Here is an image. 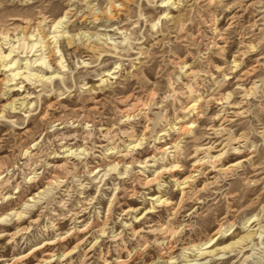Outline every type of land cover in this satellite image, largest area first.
Listing matches in <instances>:
<instances>
[{"label":"rangeland","instance_id":"374dc122","mask_svg":"<svg viewBox=\"0 0 264 264\" xmlns=\"http://www.w3.org/2000/svg\"><path fill=\"white\" fill-rule=\"evenodd\" d=\"M42 18L47 21L44 33L56 36L52 45L57 53L46 58V67L38 69L31 62V68L25 69L27 58L32 61L41 52L47 57L46 47L31 56L21 45L24 22L30 20L35 26ZM212 20L219 30L217 49L210 43ZM85 39L98 50L84 48ZM11 45L19 46L12 52L18 68L30 75V81H18L19 91L12 94L29 103L19 113H9L7 121L0 120L1 175L10 183L8 198L0 199V219L9 218L0 220V234L36 221L28 234L14 242L0 238V259H4L0 264L86 224H90L87 232L55 246L58 254L86 237L74 255L77 264L95 240L101 242L87 264H100V251L113 260L107 236L120 231L128 251L140 248L143 241L132 240L124 225L134 219L123 211L140 206L137 214H144L151 205L147 196L154 194L170 199L172 206L178 203L180 190L172 174L162 173L160 183L144 184L157 171L172 166L170 156L158 148L174 140L181 150V170L173 173L175 178L195 173L193 162L200 159L190 192L204 187L205 181L214 184L202 188L173 220L187 226L173 239L171 260L159 258L151 236L146 253L131 264H264V0H0V47L7 51ZM36 73L39 77L32 75ZM54 74L59 77L49 82ZM149 93L154 96L144 113L123 117V110L132 112L134 105L150 98ZM197 98L199 119L195 113L183 112ZM176 120L193 122L194 127L187 134L168 129L167 124ZM165 127L168 134L159 136ZM132 131L143 137L142 145L113 170L111 160L117 149L125 148ZM64 136L74 145L86 146L87 154L56 170L58 180L48 184L52 173L48 160L54 152L61 155L58 143ZM110 139L117 148L113 153L105 146ZM29 144H36L39 155L35 185L25 178L26 158L21 151ZM97 168L102 169L98 174ZM133 187L138 193L129 199ZM36 192L39 202L17 224L9 213L21 210ZM84 201L89 204L83 222L56 220L59 229H52L58 216L54 211L79 210ZM156 210L137 219L135 226L166 223L170 210ZM104 222L108 234L101 236L97 228ZM215 230L218 234L208 241Z\"/></svg>","mask_w":264,"mask_h":264},{"label":"bare ground","instance_id":"6f19581e","mask_svg":"<svg viewBox=\"0 0 264 264\" xmlns=\"http://www.w3.org/2000/svg\"><path fill=\"white\" fill-rule=\"evenodd\" d=\"M209 1L212 2L213 0H209ZM70 10L72 9L69 8L65 11L64 17H67L66 14H70ZM46 22H47L46 19L42 18L41 20L36 22L35 26H32V22L30 20H27L24 22V26L21 27V31L23 34V39H22L23 42L21 45H22V50L24 52H26V49L28 48L29 49L28 52H32L31 56H33L34 53L39 50L38 49L39 47H46V50L48 49L47 57H44V53L41 52L40 54H35V56H38V57L34 58L32 61H30L27 58L25 64L28 63L27 61H29V63H28V66L24 67L25 69L31 68L30 67L31 62L35 64L32 66L37 67L38 69L39 68L41 69L42 68L41 66L46 67L47 66L46 58H49L51 57V55L53 56L57 53L56 47L54 46V44L52 45V43L56 41V36L54 35L49 36L48 34L44 33V30H45L44 26ZM63 22H67V21H63ZM57 24H59V22H57ZM211 26H212L211 34L213 37L210 43L212 44L214 48L217 49L219 48V46H218V41L215 40V34H218L219 30L217 29V25L214 20H212ZM52 38H55V39L51 40ZM24 39H26L27 42H25ZM30 40H33L34 42L29 44ZM41 40H42V45H40ZM82 45L84 46V48L90 51L98 50L97 49L98 46L96 47L94 44H92V42L88 40L84 41ZM250 47H254V45H250ZM17 48H19V46L14 47L11 45L10 48H8V50L5 51L3 50L2 47H0V74L2 75V77L0 78V98H1L0 120H3V121H7L10 118L8 116L9 113H17V112L19 113L20 110H23L25 107H27V104L29 103L25 100L24 97H21V96L19 97L16 95L14 96L12 94V92L14 91H19V87L17 86V83L20 79L30 81V75L24 74V71L18 68V64H19L18 59L13 58L14 55H12V52L15 51V49ZM233 62H234V66L236 67L238 65V63L236 62V59H233ZM59 64L61 67H63L61 62ZM37 73L32 74V75H34V77H39ZM58 77H59V74L58 75L54 74L48 78V81L52 82L53 78H58ZM31 78H33V76ZM20 83H22V81H20ZM149 94L151 96L148 100H145L144 102L141 101L139 104L134 105L133 111L136 113H133V111L131 112L128 110H123L122 111L123 117L126 119H129V118H134L137 114L144 113L146 108L148 107V104H150L154 96V93H149ZM198 100H199L198 98L191 100L189 104L183 107L184 108L183 112H185L186 115L187 113L188 114L195 113L197 119L201 118L200 113H199L200 111H199ZM30 106L31 105H29V107ZM144 116L146 117L147 115H144ZM145 120L147 122L150 121L149 118H146ZM9 121L13 123L12 120H9ZM184 123L185 121L176 120L175 123L173 124L168 123L167 125H170L168 129L177 130L181 134L183 133L187 134L190 131V129L194 127V125H193V122L188 123V124H184ZM148 125L149 123L146 125V127H148ZM166 130H167L166 127L163 128L159 132V136H164L168 134V131ZM135 135L136 134L133 131L128 133L127 136H128L129 141L127 142V144L124 145L125 146L124 149H117L116 145H113V139L108 140L107 144H105L106 147L108 146L106 149L110 150L108 153H113L114 148L117 149L116 150L117 154L115 153L116 158L114 160H111L112 162L115 161V165L112 167L113 170H116L117 166H119V164L126 159V157L129 155V152L141 147L143 137L138 138ZM69 140L70 139L68 138V136L62 137L60 139V142L58 143V147H59L58 150L61 153V155H56V152H54L52 153V156H50L49 158L50 160H48L49 161L48 166L51 167L52 173L50 175L51 178H49L46 181V183L55 184L56 183L55 179L58 180L59 178L56 170H62L66 168L68 166V163L71 162L72 158L82 159L87 154L86 146L74 145L73 143L69 142ZM179 146L180 144L178 145V142L174 140L172 144L169 145V143L166 142L158 148L159 152H161L162 154L166 153V156H170L171 160L173 161L172 166L168 168L165 167L157 171L156 175L154 174L155 176L147 178L144 182L145 185H151L154 183L156 184L159 182V177L162 173L172 174L171 180L174 183V185H176L177 188L180 190L181 196H180V200L178 201V203L175 206H172L174 205V202H172L170 199L165 198L161 194H154V195L147 196V199L150 200L151 205L144 211V214L143 213L141 215L137 214V212L141 208L140 206H136V207L129 206L126 209H124L123 215L131 216L134 219V222H130V223L125 222V224L123 223L124 225H126L127 229L130 231V236H132L131 239L132 240L141 239L143 243L140 245V248H135V249H132V251H128L126 249V241L123 239L122 231L118 233H113L107 237L109 238L110 244H112L113 246L115 257L113 258V260H110L109 255L105 256V254L103 255V253L100 251L99 252L100 253V256H99L100 264H131L139 255L143 254L144 252L146 253L149 247V238L151 236L154 239L156 248L160 251L159 258L163 259L164 257H167V259L171 260L170 256L172 254L173 247H174L172 245L173 239L175 236L181 234L184 228L187 226L184 224H183L184 226L177 225L173 220H176V218L179 216L180 212L182 211L185 205L191 202L193 198L197 197V195L201 192L202 188L214 184L213 180H208L204 182V185H203L204 187L195 189L194 192L192 193L190 192L192 183L196 181V176H197L196 172L199 171V167L202 165V162H200V159L195 160V162H193L194 167L191 169V171H195V173L188 172V174L185 177H183L181 180H179L180 178L179 179L175 178L173 173L181 170L180 168L181 165H179V162H178L179 150H180ZM168 149L170 150L168 151ZM21 151H22V155L24 156V158H26L25 178L27 179V182H30L35 185L39 180V165H40L39 155H37V152H36V144H29ZM197 156L198 155L196 154L195 157ZM57 158H60V159L58 160ZM163 158H166V157L164 156ZM216 158H218L217 155L214 157V160H216ZM101 170H102L101 168H97L95 171L98 174L100 173ZM9 185H10L9 178H6V176L1 175V166H0V199L8 198L9 194L7 195V193H9V191L6 189L8 188ZM163 186H166V185L163 184ZM15 188L19 190L20 185L17 184ZM158 188H160V186H158ZM128 192H129L128 193L129 199L134 198V196L138 193V191L134 187L129 189ZM29 202H32V204H30ZM38 202H39V192L33 193V195L30 196L26 200L21 210L11 211L9 215H11L15 219V221H17V224H19L22 221H24L23 219L28 218L27 215L30 212L29 210L35 208ZM87 204H89L87 201L82 202V204L79 205L80 207L79 210H77V208H71L68 211L61 212V213L54 211L53 214L58 215V216L57 218H55L54 221H52L50 226H53L52 229H55V230L59 229V226H57L58 222H56V220H69V219L74 220L77 218L78 220L76 221V223L83 222L84 218L82 217L84 213L86 212L85 206ZM61 205L65 206V203H62ZM157 208H165L166 210H170V213H169L170 217L166 223L164 224L163 223L161 224L150 223V224H147L146 226H140V227L135 226L137 219H140V218L143 219V218H146L147 214L158 212L156 210ZM7 219L9 218L6 215V216H3L0 220L4 221ZM35 221L36 219H33L29 221V223L25 226L18 225V227L12 232H6V233L3 232L2 234H0V238L2 236H7L10 239V242H14L16 238L21 237L24 234H28L30 230L32 229L31 222H35ZM106 226H107V222H104L103 226L97 228V231L100 232L101 236L108 234ZM89 229H90V224L83 225L82 227L74 226L73 230L65 234H57L56 237H54L53 239L44 240L42 243L34 246L28 252L14 256L10 261L4 264H77L74 261V255L76 252H78L82 244L87 240L86 237L78 239L69 250L62 252L61 254H58L57 248H55V246L58 245L59 243H63L67 241L70 237L74 235L76 236V234L87 232ZM217 234H218V230L217 231L215 230L212 233L211 238L208 239V241H212L214 239V236H216ZM100 242L101 240L93 241L90 247H88L86 250L83 251L82 258L78 264H87V262L91 259L90 253L94 250L96 246L100 244ZM109 251L110 250H108V252ZM39 253L41 254L40 257L38 259H35V262H32L31 260L36 258V256ZM0 260H4V259H0ZM148 264H152V262Z\"/></svg>","mask_w":264,"mask_h":264}]
</instances>
